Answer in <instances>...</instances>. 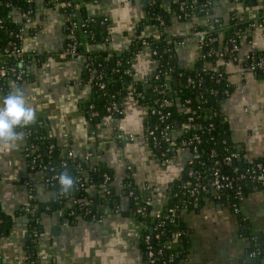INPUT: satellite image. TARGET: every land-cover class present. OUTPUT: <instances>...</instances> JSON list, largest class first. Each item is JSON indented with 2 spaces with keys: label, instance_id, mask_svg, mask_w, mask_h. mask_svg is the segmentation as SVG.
Returning <instances> with one entry per match:
<instances>
[{
  "label": "crops",
  "instance_id": "1",
  "mask_svg": "<svg viewBox=\"0 0 264 264\" xmlns=\"http://www.w3.org/2000/svg\"><path fill=\"white\" fill-rule=\"evenodd\" d=\"M176 1L161 0L160 4L170 11ZM209 1V17L225 26V31L234 19L248 22L243 32L240 31L236 57L218 62L226 70L232 85L222 102V111L230 139L242 147L244 159L262 157L264 76L251 70L245 60L250 54L264 51V0ZM148 2H88L89 14L107 17L109 39L102 43L87 42V50L126 49L137 35L140 23H143L144 35L158 32L156 25L147 22ZM36 7L40 27L37 37L27 35L25 45L29 49L38 48L42 59L32 64L28 78L14 86L24 91L27 102L36 109V122L29 126H44L58 145L67 151L72 149L80 157L91 151V162H103L113 171L111 184L118 197L104 205L95 219L81 212L70 216L59 203L56 189L44 179V171L30 168L25 154L27 130L18 129L23 134L21 141L15 145L0 142V205L13 218L11 230L0 237L1 263L26 264L24 245L30 232L27 214L23 211L29 204L26 180L31 179L36 186L37 198L52 206L41 214L43 230L39 257L43 264H143L140 223L128 211L131 194L125 188V182L129 179L128 183L136 188L149 182L160 186V191L148 193L151 209L159 210L169 200L173 182L183 177L187 155L183 152L169 163L153 155L151 144L143 136L147 107L130 93L121 100L124 109L121 115L108 113L94 119L90 109L93 86L86 75V55L69 59L55 55L65 45V13L58 4L49 6L44 0H38ZM207 22V15L188 20L171 16L167 31L176 39L178 66L193 68L197 65L200 47L193 29L197 25L205 26ZM224 37L223 33L221 39ZM156 70L150 48H141L134 77L146 87ZM5 96L0 85V106ZM119 131L133 134L134 138L120 139L117 137ZM129 164L132 170H129ZM93 188L95 186L90 185L89 190H95ZM215 194V191H209L198 207L183 209L181 216L189 229V243L179 264H249V234L264 231V185L251 186L247 190L239 213L225 198H217ZM115 200H118L117 204Z\"/></svg>",
  "mask_w": 264,
  "mask_h": 264
},
{
  "label": "trees",
  "instance_id": "2",
  "mask_svg": "<svg viewBox=\"0 0 264 264\" xmlns=\"http://www.w3.org/2000/svg\"><path fill=\"white\" fill-rule=\"evenodd\" d=\"M44 1H47V3L50 2L49 0ZM94 1L95 0H75L74 3L79 11L78 18L89 17L87 3ZM148 1L147 16L149 18L147 19V22L156 25L158 31L162 34V39L155 41V44L160 54V61L157 65V70L161 71L163 78L156 80L152 77L149 81L150 85L146 87L143 85L142 81L134 77V72H127V67L129 66L131 58L137 56L142 48V38H151V35L143 34L141 28V24L143 23H140L138 26L136 32L137 35L131 42V45L122 51L111 49L87 50V42L90 44L102 43L109 39L107 21L102 22L103 15H95V20L89 22V26L82 28L86 30L91 29L92 32H84L83 30L79 31V50L81 54L86 55V62H88L86 72L87 79H89L91 70L96 69L97 74L99 75L98 80H103L106 83L104 88H100L96 84L93 85V94L90 103L93 104V109L98 111V114L93 116V118H101L108 114V106L111 105L113 101L120 102L125 95L130 93L129 85L133 82L142 91V96L139 97V103L145 107L149 108L150 105L154 104L156 99L161 100L164 96L170 100V103L164 105L163 109L171 112L167 122H171L175 130H193L190 124L192 121L189 122V116L191 114L195 115V120L193 121H201L207 125V129L203 132V140L200 143V150L209 152L214 148L220 156L230 153L239 145H234L230 139L228 123L222 111V102L227 97L226 89L231 91L232 85L228 79L226 70L219 65L218 62L221 59H230L231 55H225L226 57L224 58H220L218 55L208 56L206 59L199 58L197 65L193 68L178 66L175 61L176 39H174L167 31L168 25L171 21V14L161 6V0ZM181 1L182 0H177L173 4L172 9L178 10ZM246 1L249 2L250 0ZM257 1L258 0H253V2ZM185 2L188 6L195 9L197 16H205L208 15V13H211L208 0H197L196 2L185 0ZM50 5L52 6L56 4L51 2ZM30 7L31 6L27 0H0V16L3 18V23L5 25L4 28L0 29V44L6 43L10 38L15 39L14 36L12 37L10 35L9 30H15L20 26L18 23L14 22L11 15L18 10H28ZM159 18H164L166 24L161 25ZM239 19L240 18L234 19L231 23V27L223 32L225 36L223 41H227L231 33H233L234 29L237 27L241 33L246 28L248 22ZM196 27L202 26L197 25ZM223 33L219 34V36L221 37ZM221 42L222 41L220 40L217 41L216 45H219V48L224 43ZM231 54L236 55V52H232ZM256 54H264V51L257 52ZM248 60L249 59L245 61L247 62ZM251 70L256 72L259 76H264V71L261 68H252ZM219 72H222L223 76L217 81V77L220 76ZM168 77L170 78L169 85L165 87V91L162 94L158 92L156 86H161L162 81L168 79ZM212 89L215 90L212 91ZM9 92L10 89H6L5 95L7 96ZM209 109L213 111L210 112L209 117H205L204 115ZM191 110L193 111L191 112ZM157 120V116H152L151 121L154 124H156ZM23 128L25 131L27 130L26 143L27 150L29 151L28 159L30 160L31 156H37L35 169L30 168L33 171H44V179L48 180L56 191L63 187L57 179H50L55 172L68 174L73 179V187H75L76 176L80 171L82 173L87 171L84 173L87 183L83 187H76V194L84 193L93 200V203L90 206L92 212H100V209L108 204V200H111L112 202L114 198L118 197L114 185L110 182L104 183V172H108L113 176V171L105 163L101 162L96 164L90 160L87 162L82 160V157H80L81 155L69 156L66 148L58 145L55 139L49 135L48 130L42 125L36 124V126L33 127L28 125ZM187 133L189 134L188 131H185L181 136H187ZM51 145L53 146L51 147ZM64 160L65 163H63ZM239 161L240 160H235L234 163H239ZM240 162L242 163L244 160ZM39 163H42L45 166L40 168ZM52 181L54 182L52 183ZM128 182H130L129 179L125 182V188L129 191ZM180 182L181 180H175L173 182L172 192H176L177 195L169 196L167 203L159 210H166L169 206L175 205V203L179 202L180 199L187 198V193H185ZM90 185H94L95 188L93 189L95 190H89ZM251 186L252 184H247L245 186L246 191ZM106 187L110 192L107 193L105 191ZM133 190H135V193L130 198V209H128V211L132 212L139 203L146 206L144 210L145 214H142L141 212L135 213L140 223V235L144 236L147 232L159 231L161 234L160 239L156 238L152 243L156 248H159L160 244H162L160 242L165 243L164 245L170 243L171 247H164L162 252L164 255H168L171 250L175 251L176 259L173 261V264H179L180 256L189 243V229L181 216L183 211L182 206H180L174 214L176 217L175 221H171L168 218L163 227L156 228V224L159 220L156 217V212L159 210L153 211L151 205L148 204V200L136 197L135 194H140V191L136 186L133 187ZM223 195L224 197L227 196V194ZM30 202V205L36 203L37 207L35 210L25 209L23 211V213H26L29 217L27 225L30 232L24 245L25 262L26 264H43L39 257V239L43 230L41 214L46 208L51 209L52 206L51 203L42 202L37 197ZM55 202L58 206V202ZM95 206L96 208H94ZM75 210H78L79 212V208H75L74 211ZM80 210L84 213L83 208ZM74 215L75 214H71L70 216ZM85 216L91 217L89 214H86ZM12 226V216L5 212L0 205V237L7 234ZM179 230H184L186 233L182 234L178 237V240H176V233ZM35 233H38V235ZM249 241L247 256L252 251H255L256 253L249 257L248 263L264 264V231L249 234ZM140 243L144 259L146 250L143 246V242L141 241ZM177 253L179 254L177 255ZM1 262L0 256V264H2Z\"/></svg>",
  "mask_w": 264,
  "mask_h": 264
},
{
  "label": "built area",
  "instance_id": "3",
  "mask_svg": "<svg viewBox=\"0 0 264 264\" xmlns=\"http://www.w3.org/2000/svg\"><path fill=\"white\" fill-rule=\"evenodd\" d=\"M37 1L38 0H27L31 6L28 10H18L11 15L14 22L18 23L20 26L15 30H9L10 35L12 37L14 36L15 39L10 38L6 41V43L0 44V85L4 90L13 88L28 78L31 75L32 64H36L42 59V54L38 48L29 49L25 45V38L27 35L31 34L34 38L37 37V31L40 27V19L36 13ZM49 1V3L46 1L47 5L50 6L51 2L58 4L61 6L63 13H65L67 17L65 25V45L59 49L55 55L60 59H69L79 56L81 54L79 50V31L83 30L84 32H92L91 29L86 30L82 28L89 26V22L95 20V15L89 14V17L87 18H78L79 11L74 3L75 0ZM196 1L197 0H192V2ZM208 2L210 3L209 0ZM169 13L171 16H177L182 20H188L197 16L195 9L188 6L185 0L180 2L178 10L171 9ZM209 14L210 13L207 15L208 25L195 27L193 29V35L196 37L200 47L199 58L206 59L208 56L214 55H218L220 58L226 57L225 55H231L230 58H235L236 55H232L231 53L236 52L237 54V50L240 45V30L237 27L234 29L233 33H231L228 40L223 41L224 39H221L219 34L225 31V26L215 19L210 18ZM104 21H107V17L103 15L102 22ZM159 22L161 25L166 24L164 18H159ZM4 27L3 18L0 16V29ZM161 39L162 34L158 31L153 33L151 38L144 37L141 40L142 48H150L156 65L159 64L160 54L155 41ZM219 40L224 42L220 48L218 47L219 45H216ZM36 44H38L37 41ZM247 58L249 60L247 62L245 61V64L249 68H261L264 71V54H250ZM136 64L137 56L131 58L129 66L127 67V72H134ZM219 73L220 76L217 77V81L223 76L222 72ZM153 77L156 80L163 78L160 70H156ZM98 78L99 75L97 74V70H91L88 79L90 84L92 86L96 84L100 88H104L106 86L105 81L98 80ZM169 80L170 78L168 77V79L162 81L161 86H156L158 92L163 94L165 87L169 85ZM129 88L130 94H132L139 101V97L142 96V91L133 82L129 85ZM214 90L215 89H212V91ZM226 92L229 93V90L226 89ZM169 103L170 100L164 96L161 100L156 99L154 104L150 105L149 108L147 107L146 126L143 136L145 140L151 144L153 155L166 163L171 162L174 158L185 152L187 155L185 173L181 178L180 184L185 190V193H187V198L180 199L179 202L175 203V205L169 206L166 210L157 211L156 217L159 220L156 224V228L163 227L166 219L168 218L171 221H175L176 217L174 214L180 206H182V209L198 207L202 198L209 191H215L217 198H225L235 212H241V202L245 198L247 192L245 186L247 184H252V186L256 187L264 185V156L246 160L244 159L243 149L240 146H237V148L233 149L230 153L222 156H220L214 148L209 152L200 150V143L203 140V132L207 129V125L201 121H193L195 120V115L191 114L189 116V122L192 121L190 124L193 130H175L171 122H167L171 112L163 109V106ZM90 109L94 115L98 114V111L93 109L92 103L90 104ZM107 110L114 116L121 115L124 112L121 101H113L112 104L108 106ZM192 111L193 110H191V112ZM212 111L213 110L209 109L208 112L206 111L204 116L209 117L210 112ZM152 116L158 117L156 124L151 121ZM185 131H188L189 134L187 133V136H181ZM117 137L126 140L133 139L134 135L119 131L117 133ZM52 146L53 145H51V147ZM25 154L27 157L29 156L27 147ZM68 155L74 156L76 154L72 149H70L68 150ZM91 156L92 152L88 151L84 156H82V160L88 162V160L91 159ZM235 160H244V162L241 163L239 161V163H234ZM29 163L30 167L35 169L37 156H31ZM63 163H65V160ZM99 163L101 162L98 161L97 164ZM39 166L42 168L45 165L39 163ZM128 168L129 170H132V165L129 164ZM85 172L82 173L80 171V173L76 176L75 187L71 188L67 192H65L63 188H60L57 191V199L61 206L68 211L69 215L78 212V210L74 211V209L79 208V212L83 215L89 214L91 218L95 219L97 217V213L92 212L90 209L93 200L84 193L76 194V187H83L87 183V179L84 176ZM60 175L61 174L59 172H55L50 179H57L60 181ZM111 180L112 176L108 172H104V183H111ZM53 182L54 181H52V183ZM26 184L29 190V204L26 209L35 210L37 204L32 203L33 205H30V201L35 200L37 197L35 183L31 179H27ZM128 187L129 193L132 196L135 193V190H133L134 185L129 183ZM138 189L140 194H135L136 197L149 201L150 197L148 196V193L160 191L161 188L157 184L149 182L141 184L138 186ZM105 191L107 193L110 192L107 187L105 188ZM170 193L171 196L177 195V193L172 192V190ZM223 194H227V196L224 197ZM145 207L146 206L144 204L139 203L134 210H132V212H129L136 217L135 213L137 212L145 214ZM81 208H83L84 213L80 210ZM94 208H96V206ZM128 209H130V205ZM184 233H186L184 230H179L176 233V240H178V237ZM35 234L38 235V233ZM160 237L161 234L159 231L147 232L144 236L140 235V242H143V246L146 250L143 264H173V261L176 259L175 251L171 250L168 255H164L162 252L164 247H171V244L169 243L168 245H164L165 243L160 242L162 244H160L159 248H156L152 243L154 239H160ZM255 253V251H252L249 253V256H253ZM178 254L179 253H177V255Z\"/></svg>",
  "mask_w": 264,
  "mask_h": 264
},
{
  "label": "clouds",
  "instance_id": "4",
  "mask_svg": "<svg viewBox=\"0 0 264 264\" xmlns=\"http://www.w3.org/2000/svg\"><path fill=\"white\" fill-rule=\"evenodd\" d=\"M36 109L29 105L23 90L14 87L3 98L0 106V142L15 145L23 139V134L18 129L36 122ZM63 190L67 192L73 185V179L66 173L59 176Z\"/></svg>",
  "mask_w": 264,
  "mask_h": 264
},
{
  "label": "water",
  "instance_id": "5",
  "mask_svg": "<svg viewBox=\"0 0 264 264\" xmlns=\"http://www.w3.org/2000/svg\"><path fill=\"white\" fill-rule=\"evenodd\" d=\"M108 203H110V200H108ZM115 203L117 204L118 203V200H115ZM110 211H111V207H110ZM26 221H29L28 215H26Z\"/></svg>",
  "mask_w": 264,
  "mask_h": 264
}]
</instances>
